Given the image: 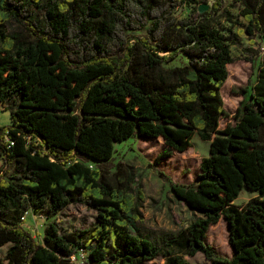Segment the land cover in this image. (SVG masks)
Masks as SVG:
<instances>
[{"label": "trees", "instance_id": "trees-1", "mask_svg": "<svg viewBox=\"0 0 264 264\" xmlns=\"http://www.w3.org/2000/svg\"><path fill=\"white\" fill-rule=\"evenodd\" d=\"M0 0V264H264V46L255 79L240 88L233 123L221 87L230 46L245 33L264 40V0H235L237 33L226 0ZM177 57L186 62L169 64ZM250 62H254L252 58ZM210 141L193 180L159 169ZM137 136L160 141L149 167L192 213L177 232L152 239L142 229V183L130 164L110 160L114 144ZM81 157H84L82 159ZM257 193L242 207L240 192ZM71 204L94 210L86 229L63 231L58 214ZM47 222L42 242L23 227L25 211ZM223 217L230 254L208 242ZM80 251L82 262L71 260Z\"/></svg>", "mask_w": 264, "mask_h": 264}, {"label": "rangeland", "instance_id": "rangeland-1", "mask_svg": "<svg viewBox=\"0 0 264 264\" xmlns=\"http://www.w3.org/2000/svg\"><path fill=\"white\" fill-rule=\"evenodd\" d=\"M213 0H207L204 4L211 8ZM225 9L231 19L221 17L217 21V28L224 34L237 33L243 26L244 20L239 12L241 5L235 0H226ZM239 43L231 45V55L233 62L227 66V79L221 87V96L227 116L220 119L219 128L227 123H233V115L239 102L242 99L240 88L250 84L255 78V73L260 60V51L264 46V40L256 38L252 43L245 33L238 36ZM250 58L254 62H250ZM186 60L177 57L169 65H181ZM10 114L3 111L0 105V127L10 122ZM210 141H204L195 134L191 139V147L181 153H174L169 159L159 164V169L165 172L172 180L181 183H189L193 180L198 170L199 162L202 157L208 154ZM161 143H153L131 136L127 140L114 144V153L110 160L113 167L118 162L130 164L135 176L139 177L143 189V201L139 207L143 215L142 229L144 233L152 239L162 233L177 232L186 226L192 219L193 213L172 194L169 185L149 167L160 150ZM84 159V157H81ZM257 193L244 188L233 204L242 207L250 198ZM95 216V211L81 204H71L62 210L56 221L60 224L63 231L73 229L88 228ZM46 218L39 214L29 213L23 227L27 229L37 241L42 242V235L46 225ZM208 242L211 243L221 253L230 254L228 243V232L226 222L221 217L219 221L211 225L207 232ZM8 245L0 246V256H4ZM191 264H208L202 253L197 252L192 256H185ZM139 264H166L161 257L143 261Z\"/></svg>", "mask_w": 264, "mask_h": 264}, {"label": "built area", "instance_id": "built-area-1", "mask_svg": "<svg viewBox=\"0 0 264 264\" xmlns=\"http://www.w3.org/2000/svg\"><path fill=\"white\" fill-rule=\"evenodd\" d=\"M32 213L31 211H25L21 217V220L24 222L26 219V216ZM33 214V213H32ZM42 216V215H40ZM85 259V253L83 251H80L79 254L77 256H71V260L75 261V262H82Z\"/></svg>", "mask_w": 264, "mask_h": 264}, {"label": "water", "instance_id": "water-1", "mask_svg": "<svg viewBox=\"0 0 264 264\" xmlns=\"http://www.w3.org/2000/svg\"><path fill=\"white\" fill-rule=\"evenodd\" d=\"M207 9H208V5L207 4L199 5V12H203V11H205Z\"/></svg>", "mask_w": 264, "mask_h": 264}, {"label": "crops", "instance_id": "crops-1", "mask_svg": "<svg viewBox=\"0 0 264 264\" xmlns=\"http://www.w3.org/2000/svg\"><path fill=\"white\" fill-rule=\"evenodd\" d=\"M9 118H10V116H9Z\"/></svg>", "mask_w": 264, "mask_h": 264}]
</instances>
